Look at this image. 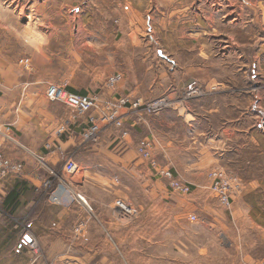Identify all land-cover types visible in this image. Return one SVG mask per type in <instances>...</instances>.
<instances>
[{
  "label": "rangeland",
  "instance_id": "1",
  "mask_svg": "<svg viewBox=\"0 0 264 264\" xmlns=\"http://www.w3.org/2000/svg\"><path fill=\"white\" fill-rule=\"evenodd\" d=\"M263 53L264 0H0V157L20 151L22 134L36 138L55 126L49 122L51 113L62 115L64 105L46 97L47 86L54 85L96 98V108L69 128L75 142L87 148L99 147L108 133L119 131L120 140L129 136L124 118L133 110L126 106L120 109V128L109 126L96 142L80 137L90 118L113 109L122 98L167 103L151 116L184 105L198 116L200 128L210 132L206 154L213 158L222 154L224 144L218 147V140L228 138L211 136L209 111L218 103L240 112L250 108L246 120L252 123L253 137L230 139L225 148L230 164L236 154L246 153L242 158L252 160L253 168L242 175L256 178L264 166ZM116 74L120 80L110 89L107 81ZM198 103L204 104V113ZM83 118L85 129L79 122ZM243 126L237 134L243 135ZM143 140L151 144L147 159L138 153ZM159 148L155 137L141 139L135 145L136 165L126 168L109 164L112 160L103 154L93 157L92 173L107 181L92 186V192L83 182L87 164L82 148L69 146L63 152L64 162L72 158L79 172L65 188L85 201L70 205L93 211L98 219L92 233L103 245L73 253L91 254V264H244L247 254L261 259V235L252 229L264 193L260 187H248L252 205H245L236 198L241 187L218 165L212 167L211 159L203 184L194 187L182 177L183 156L171 159ZM214 172L229 186L228 206L214 190ZM59 178H64L62 167L53 170L51 185L70 196ZM172 183L188 191H177ZM99 211L109 216H98ZM239 227L242 243L256 242L252 249L239 244ZM83 229L77 226V236L86 237Z\"/></svg>",
  "mask_w": 264,
  "mask_h": 264
},
{
  "label": "crops",
  "instance_id": "2",
  "mask_svg": "<svg viewBox=\"0 0 264 264\" xmlns=\"http://www.w3.org/2000/svg\"><path fill=\"white\" fill-rule=\"evenodd\" d=\"M68 91L73 90L68 89ZM71 93L84 95V93H77L76 91ZM203 106V103H198V107L204 113ZM221 106L222 104L218 103L214 106L216 108L208 113L213 114L211 131L214 130V133L211 136L213 138H228V141L225 139L218 140V147L221 144L224 146L220 147L222 154L214 156V158L206 154L205 139L210 136V132L206 133L204 128H200L198 116L191 113L184 105L180 109L165 111L156 116L131 111L124 118V128L129 130L128 137L120 140L119 131L116 136L108 133L102 138L99 147L88 148L84 147L80 141L75 142V138L71 137L72 132L69 128H74L78 123L71 119V110L68 107L64 105L65 108H62L64 113L58 117L56 113L54 116L51 113L49 122L53 121V125H55L52 129L46 126L45 133L36 138H29L22 134L21 144H19L20 151L13 154L8 153L7 156L3 153L4 158L22 164L23 171L20 175L0 177V264H91V254L86 252L85 256H79L73 251H89L99 248V246L103 248V245L95 242L92 233L95 224L94 219H98L93 211L72 209L71 205L80 206V203L61 193V187L51 185L53 181L51 174L54 169L63 167L66 158V154L63 152L67 151L69 146L82 148L81 150L85 154L87 165L84 170V175H86L83 182L86 186L89 184L90 192L93 190L92 186L107 181V178L98 175L95 177L92 173L93 157L103 154L112 160L109 164L114 163L120 168H126L132 165L136 159V143L141 139L153 136L159 143V152H164L171 159H173L172 155L177 153L183 156L185 161L182 177L189 185L198 187L203 184V173L206 170V164L209 168L208 163L211 164V159L212 167L218 165V168L225 172L232 183L241 187V191L236 197L237 200L239 198L246 202L245 205H252L251 202H247L250 198L248 187H260L264 192V166L261 167L260 165L262 173L256 178L252 177L251 174L243 176L241 171H250L253 168L252 160H244L242 157H246V153L240 152L233 159L234 163L230 164V159L227 158L229 153L225 148L231 142L230 139H236L240 136L253 137L252 123L249 120L247 123L246 120L251 111L250 108L249 111L245 108L244 111L240 112L241 109L238 107L221 108ZM249 107L252 109V105ZM221 115L224 116L219 118L218 116ZM242 117L245 119H241ZM82 121L85 129L87 127L86 120L83 118L79 122ZM238 126L244 127L243 135L237 134ZM262 132H264L263 128ZM118 139L123 142L122 146ZM244 146V148L247 147V142ZM36 153L42 155L41 160L45 161L44 163L36 160V158H40ZM76 164L78 166L77 162ZM135 165L134 162L133 166ZM36 174L39 178L33 176ZM78 174L79 172L72 180H75ZM46 181L51 183L48 189L42 186ZM260 203L261 205L255 210V221L252 229L254 232L260 233L259 243L264 248V193H261ZM234 212L237 215L241 214L237 208ZM97 214L101 217L109 216V212L106 211H99ZM78 225L84 228L83 232L85 231L86 237L77 236ZM238 229L239 244L245 251L252 249L256 242L247 239L248 242L242 243L244 230L241 227ZM32 241L36 244L37 249L35 251L29 247ZM245 259L249 263L260 261L258 263L260 264L264 262V256L259 259L247 254ZM246 260L242 262L248 264Z\"/></svg>",
  "mask_w": 264,
  "mask_h": 264
},
{
  "label": "built area",
  "instance_id": "3",
  "mask_svg": "<svg viewBox=\"0 0 264 264\" xmlns=\"http://www.w3.org/2000/svg\"><path fill=\"white\" fill-rule=\"evenodd\" d=\"M264 56V53H263ZM120 80V76L118 74L110 77L107 81V85L110 89H114ZM46 97L50 101H57L64 104L68 107L73 115L72 119H77L78 117H83L93 111L96 108V98L91 95H76L73 94L61 87H57L54 85H48L46 89ZM167 103L163 102L162 100L151 101L149 103H145L142 101H131L128 98H122L117 101V105L112 108H107L100 113V115L96 118H90L88 127L81 133L80 137L83 141H93L96 142L98 137L101 133L104 132L109 126H114L116 128H120L122 126V118L123 116L120 114V109H124L128 106L129 109L133 111H137L140 113H144L145 115L151 116L158 112H160ZM123 136H127V133L124 132ZM150 142L148 140H143L139 142L138 145V153L143 156L144 158H149V149H150ZM23 171L22 164L15 163L9 159L4 157H0V177L5 178L8 176H16L20 175ZM78 171V167L76 162L72 158H67L62 167V173L64 178H59L61 180V184L63 189H66L67 182L69 179H73ZM53 176V173L51 174ZM170 177V175L168 174ZM211 178L214 181H217L215 185V192L219 194L220 201L225 204L226 206L229 205L230 196H229V186L225 180L222 179L221 174L214 172L211 175ZM50 181H46L42 184L45 189L50 187ZM172 187L180 191L182 193H186L188 191L187 187L178 183H172ZM67 193L70 195L73 201L81 202L85 204L84 198L76 193L69 192L68 189ZM29 247L32 251H35L36 244L32 241L29 244ZM261 264H264L262 262Z\"/></svg>",
  "mask_w": 264,
  "mask_h": 264
},
{
  "label": "trees",
  "instance_id": "4",
  "mask_svg": "<svg viewBox=\"0 0 264 264\" xmlns=\"http://www.w3.org/2000/svg\"><path fill=\"white\" fill-rule=\"evenodd\" d=\"M71 92H74V91H71Z\"/></svg>",
  "mask_w": 264,
  "mask_h": 264
}]
</instances>
